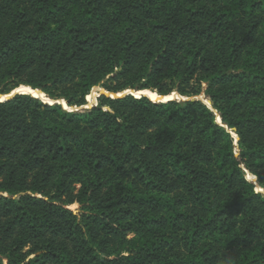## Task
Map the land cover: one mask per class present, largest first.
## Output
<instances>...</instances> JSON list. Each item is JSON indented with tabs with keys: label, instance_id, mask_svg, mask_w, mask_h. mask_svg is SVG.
I'll return each mask as SVG.
<instances>
[{
	"label": "trees",
	"instance_id": "16d2710c",
	"mask_svg": "<svg viewBox=\"0 0 264 264\" xmlns=\"http://www.w3.org/2000/svg\"><path fill=\"white\" fill-rule=\"evenodd\" d=\"M22 86L204 92L223 126L201 101L0 102V264H264V0H0V96Z\"/></svg>",
	"mask_w": 264,
	"mask_h": 264
},
{
	"label": "water",
	"instance_id": "95a60500",
	"mask_svg": "<svg viewBox=\"0 0 264 264\" xmlns=\"http://www.w3.org/2000/svg\"><path fill=\"white\" fill-rule=\"evenodd\" d=\"M31 88V87H30ZM96 88H99V87H96ZM96 88H94V89H96ZM33 91H39V90H34L33 88H31ZM93 89V90H94ZM41 92V91H40ZM131 92L133 93V92H136V91H134V90H131ZM143 92H145V91H141V92H138L137 91V93H143ZM42 93V92H41ZM132 93H130V94H128V95H126V96H134V97H136V98H147V99H149L150 101H152V102H154V103H168V102H173V101H177V102H199V101H202V97H199V96H196V97H192V98H187V97H184V96H182V95H180V94H178V93H176V94H178L179 95V97H177L176 99H171V100H166V98L168 97V96H173V94H171V95H168V96H161L160 95V97L162 98L160 101H154V100H152L151 98H149L148 96H146V95H139L138 97L136 96V95H133ZM18 95H30V96H32V97H34L33 95H31V94H15L14 96H10V94L9 95H5V96H2L1 97V99L2 98H4V97H6V101H10V100H12L14 97H16V96H18ZM101 96H107V97H110V98H112V99H117L118 97H116L115 96V94H110V93H108V92H106L105 91V93H103V94H100L97 98H96V101H95V103L93 104V105H90V103L88 102V99H87V105H85V106H82V107H80V108H72L73 109V111L72 112H83V111H86V110H90V109H92L93 107H97L98 106V98L99 97H101ZM126 96H124V97H126ZM34 98H36V97H34ZM0 99V102H6V101H3V100H1ZM44 104H48V103H44ZM48 105H62L63 107H65L66 106V103L64 102V101H56V100H53V104H48ZM208 106V105H207ZM209 107V106H208ZM210 108V107H209ZM69 112H70V110H69ZM216 123L217 124H219V125H222V124H220L218 121H216ZM223 126V125H222ZM233 132H235L236 133V129H233L232 130ZM236 155V157H238V155L237 154H235ZM246 174L248 175L249 173H247L246 172ZM258 179L256 178V181H257ZM257 193H261V194H264V190L262 191V192H258L257 191Z\"/></svg>",
	"mask_w": 264,
	"mask_h": 264
},
{
	"label": "rangeland",
	"instance_id": "374dc122",
	"mask_svg": "<svg viewBox=\"0 0 264 264\" xmlns=\"http://www.w3.org/2000/svg\"><path fill=\"white\" fill-rule=\"evenodd\" d=\"M22 87H25V86H22ZM21 87V88H22ZM100 89H98V90H94L95 91V93L96 94H98V96L100 95V91H102V90H104L102 87H99ZM203 88H204V90H205V88H206V84H204L203 85ZM131 90H134V91H138V92H141L142 90H138V89H132V88H129V90H127V91H131ZM93 91V90H92ZM92 91H91V93H92ZM105 91V90H104ZM143 91H150V92H152V93H154V95L156 96H154V95H152L151 96V99L152 100H160V99H162L161 97H160V95L158 94V92L156 91V90H152V89H149V90H143ZM90 93V95H89V98L87 97L86 98V101H87V99H89L90 101H92L93 103H94V98L96 97V95H92ZM123 93V92H122ZM173 93H175V94H173ZM176 93H178V94H180L179 92H177V91H175V92H172L171 94H173V96H169V97H167L166 98V100L167 99H176L177 97H179V95L178 94H176ZM121 94V93H120ZM170 94V95H171ZM45 95V94H44ZM116 95V94H115ZM181 95V94H180ZM97 96V97H98ZM1 97L2 96H0V99H1ZM96 97V98H97ZM134 97V96H133ZM185 97V96H184ZM199 97H202V101L201 102H203L206 106L208 105L205 101H204V99H208L210 102H211V100L209 99V98H207L206 97V95H205V93L203 92L202 93V95H200ZM100 98V97H99ZM98 98V99H99ZM136 98V97H135ZM143 98V97H142ZM145 98V97H144ZM188 98V97H187ZM190 98V97H189ZM48 99H49V97H48ZM137 99H141V98H137ZM60 101H63V100H60ZM65 102V101H64ZM66 103V102H65ZM66 108L65 107H63L65 110H67V111H69L70 110V112H72L73 111V109L72 108H70L69 106H68V104L66 103ZM209 106V105H208ZM207 106V107H208ZM210 107V106H209ZM208 107V108H209ZM77 108H80V107H77ZM209 109H211L214 113H215V115H216V121H218L220 124H222V120H221V116H220V114L217 112V111H215L214 109H213V104H212V102H211V107L209 108ZM223 125V124H222ZM221 125V126H222ZM228 129V128H227ZM228 131H229V133L232 135V137H233V134L232 133H235V132H233L232 130H229L228 129ZM236 134V133H235ZM233 139H234V137H233ZM239 141H240V139H239V137H238V141H237V143H235V141H234V146H235V154H237L238 155V157L240 156V147H239ZM247 173H249V172H247ZM246 177H247V180L249 181V179H250V177H251V174L249 173L248 175L246 174ZM256 177V176H255ZM257 178V177H256ZM258 179V178H257ZM250 183H252L253 185H255V187H256V192L258 191V192H262V188L260 187V185L258 184V180L257 181H249ZM71 210H73V211H75V212H77L79 209H80V206L79 205H77V204H75V205H73V206H70L69 207Z\"/></svg>",
	"mask_w": 264,
	"mask_h": 264
},
{
	"label": "bare ground",
	"instance_id": "6f19581e",
	"mask_svg": "<svg viewBox=\"0 0 264 264\" xmlns=\"http://www.w3.org/2000/svg\"><path fill=\"white\" fill-rule=\"evenodd\" d=\"M100 94H103V93H105V91L104 90H102V91H100L99 92ZM130 93H132L131 91H125L122 95L121 94H116L115 96L116 97H118V98H123L124 96H126V95H128V94H130ZM15 94H31V95H33L34 97H36L37 99H40V100H42L44 103H48V104H53V100L52 99H48L45 95H44V93H41L40 91H33L32 89H30V88H27V87H22V88H19V89H17V90H15L13 93H11L10 94V96H14ZM133 95H136L137 97L139 96V95H146V96H148L149 98H151V96L152 95H154V93H152V92H150V91H145V92H143V93H137V92H133L132 93ZM96 95V97L98 96V94H95ZM121 95V96H120ZM155 96V95H154ZM96 97L94 98V103H95V101H96ZM156 97V96H155ZM89 98V97H88ZM1 100H3V101H6L7 99H6V97H4V98H2ZM161 100V99H160ZM160 100H156V101H160ZM167 100H171V98L170 99H167ZM155 101V100H154ZM204 101L211 107V102L208 100V99H204ZM62 102V101H61ZM88 102L90 103V105H93L94 103L92 102V101H90L89 99H88ZM67 106H65V108H66ZM235 138L236 139H238V136L237 135H235ZM235 141V140H234ZM253 179V181H256V178L255 177H253L252 178ZM263 191V190H262Z\"/></svg>",
	"mask_w": 264,
	"mask_h": 264
}]
</instances>
